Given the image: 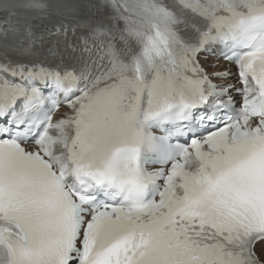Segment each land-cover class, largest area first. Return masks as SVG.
Returning <instances> with one entry per match:
<instances>
[{
  "label": "snow or ice",
  "instance_id": "snow-or-ice-1",
  "mask_svg": "<svg viewBox=\"0 0 264 264\" xmlns=\"http://www.w3.org/2000/svg\"><path fill=\"white\" fill-rule=\"evenodd\" d=\"M0 264H264V0H0Z\"/></svg>",
  "mask_w": 264,
  "mask_h": 264
}]
</instances>
